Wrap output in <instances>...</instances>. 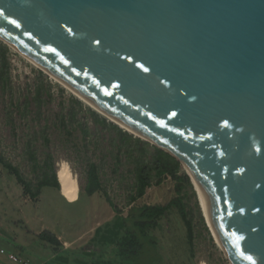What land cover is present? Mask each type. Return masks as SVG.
<instances>
[{
	"label": "water",
	"instance_id": "1",
	"mask_svg": "<svg viewBox=\"0 0 264 264\" xmlns=\"http://www.w3.org/2000/svg\"><path fill=\"white\" fill-rule=\"evenodd\" d=\"M0 39L179 160L229 263L264 264V0H0Z\"/></svg>",
	"mask_w": 264,
	"mask_h": 264
},
{
	"label": "rangeland",
	"instance_id": "2",
	"mask_svg": "<svg viewBox=\"0 0 264 264\" xmlns=\"http://www.w3.org/2000/svg\"><path fill=\"white\" fill-rule=\"evenodd\" d=\"M1 43L4 44L0 39ZM10 49V83L6 90L0 87V150L30 181H34V173L26 152L28 144L41 164L47 154L52 156L56 174L58 164L66 161L79 181L81 195L77 202L69 203L59 190L48 187L37 199H33L24 194L16 178L0 164V259L9 261L8 255L18 254L22 260L27 259L24 261L28 264H48L55 259V254L51 247L37 240V236L44 231H51L57 236L63 244L62 253L66 252L69 259L73 253L78 255L75 258L109 253L122 230L120 225H110L121 216L126 217L130 209L125 189L129 182L127 168H121L119 177H115L114 161L110 155L112 150L117 152L120 138L114 131L96 126L88 112L94 111L92 108L17 51ZM41 84L48 88L51 96L48 98L44 93L42 106L38 107L34 100L35 89ZM73 99L83 104L78 119L88 129L86 140H83L79 130H74L73 124L68 123V130L72 132V136H68L59 123L60 115L71 111ZM150 145L151 152L156 146ZM89 164L101 167L103 185L120 214L114 211L102 193L92 197L85 193ZM183 173L188 176L184 167ZM121 175L125 177L123 184ZM175 186L172 178H166L161 185L147 189L146 195L135 205H167L177 197ZM185 191L190 197L189 207L195 217L194 242L189 243L187 227L177 210L170 211L160 221V228L151 231L158 241L162 258L159 264H230L215 242L194 185L196 198L191 197L189 188ZM200 215L204 223L200 222ZM67 261L64 259L61 262L68 264Z\"/></svg>",
	"mask_w": 264,
	"mask_h": 264
},
{
	"label": "trees",
	"instance_id": "3",
	"mask_svg": "<svg viewBox=\"0 0 264 264\" xmlns=\"http://www.w3.org/2000/svg\"><path fill=\"white\" fill-rule=\"evenodd\" d=\"M10 54L11 49L6 44L1 43L0 87L3 90H6L10 83ZM44 93L50 98L51 94L48 88L43 84L38 85L35 89L34 97L38 107L42 106ZM72 101L71 111L67 115H60L59 123L68 136H72V132L68 130V123L73 124L75 126L74 130H79L83 134V140H86L88 129L83 125L82 120L78 119V112L82 111L83 104L77 99H73ZM88 112L93 117L96 126L101 125L104 129H110L120 138L119 145L116 147L117 152L112 150L110 151V155L114 161L113 174L115 177H119L121 168H127L126 174L129 182L125 189L128 192L127 205L130 209L126 217L121 216L110 225H120L122 230L118 238L113 242L109 253H93V255H87L84 258H75L78 255L73 253V257L71 256V259H69L70 256L66 252L62 253L63 244L53 232L44 231L38 235L37 240L51 247L55 254V259L49 261L48 264H62L64 259L69 260L67 261L68 264H159L162 258L158 251V241L151 231L160 228V221L172 210H177L181 216L187 227L189 243L193 244L195 239L193 232L195 217L193 210L189 207L188 199L190 197L188 198L185 189H190L192 193L191 197L193 198H196V194L193 191V184L190 178L183 173L182 163L158 147H152L153 151L150 152V143L120 129L117 125L108 122L107 119L96 112L91 110ZM26 152L31 163L32 172L34 173V181L28 180L18 167H15L4 157V154L0 150V164L16 178L17 182L23 187L24 194L37 199L44 188L53 187L61 192L52 156L47 154L43 164H41L30 144L27 145ZM101 171V167L95 164L88 165L85 193L89 197L102 193L109 205L114 208V211L120 214L103 185ZM124 178L121 175V184L124 183ZM166 178H172L175 181L177 197L167 205H135L138 200L146 195L147 189L153 185H161ZM79 195H81V192ZM78 200L79 198L75 202ZM195 206L198 208V203ZM199 218L200 222L204 223V218L201 215ZM17 257L20 258L19 256ZM0 264L16 263L1 258Z\"/></svg>",
	"mask_w": 264,
	"mask_h": 264
},
{
	"label": "bare ground",
	"instance_id": "4",
	"mask_svg": "<svg viewBox=\"0 0 264 264\" xmlns=\"http://www.w3.org/2000/svg\"><path fill=\"white\" fill-rule=\"evenodd\" d=\"M15 51H17L20 55H22L25 59H27L30 63H32L34 66H36L37 68H39L40 70H42L44 73H46L49 77H51L53 80L57 81L59 84H61L63 87H65L66 89H68L71 93H73L79 100H81L82 102H84L86 105H88L90 108H92L94 111L98 112L99 114L103 115L104 117L108 118L109 120H111V122L115 123L116 125H118L119 127H121L122 129L128 131L129 133H131L132 135H135L137 137H140V135H138L137 133L131 131L130 129H128L127 127H125L124 125H122L121 123H119L118 121H116L115 119H113L112 117H110L108 114H106L105 112H103L102 110H100L98 107H96L95 105H93L92 103H90L88 100H86L84 97H82L81 95H79L78 93H76L75 91H73L68 85H66L65 83H62L61 81H59L57 78H55L53 75H51L50 73H48L47 71H45L42 67H40L38 64H36L35 62H33L31 59H29L27 56H25L22 52H20L17 49H13ZM155 143H153L154 145ZM156 145V144H155ZM71 165H69L66 161H61L58 164V169H57V176L60 182V186H61V194L68 200V201H76L79 198V194H80V186H79V181L77 179V177L75 176L74 172L72 171ZM186 170V172L188 173V175L191 177V180L193 182V185L197 191L198 194V198L200 200V205L201 208L203 210L204 216L206 218L207 224L211 230V233L215 239V242L217 243V245L224 251V248L222 246V244L220 243L215 230L212 226V223L210 221V218L208 216V210H207V203H206V199L204 197V194L195 178V176L193 175V173L187 168H184ZM225 253V252H224Z\"/></svg>",
	"mask_w": 264,
	"mask_h": 264
},
{
	"label": "built area",
	"instance_id": "5",
	"mask_svg": "<svg viewBox=\"0 0 264 264\" xmlns=\"http://www.w3.org/2000/svg\"><path fill=\"white\" fill-rule=\"evenodd\" d=\"M4 253V252H3ZM8 260L13 262V263H16V264H28L27 262H25L24 260L18 258L17 256L15 255H8Z\"/></svg>",
	"mask_w": 264,
	"mask_h": 264
},
{
	"label": "crops",
	"instance_id": "6",
	"mask_svg": "<svg viewBox=\"0 0 264 264\" xmlns=\"http://www.w3.org/2000/svg\"><path fill=\"white\" fill-rule=\"evenodd\" d=\"M68 201V200H67ZM69 203H75V201H68Z\"/></svg>",
	"mask_w": 264,
	"mask_h": 264
}]
</instances>
